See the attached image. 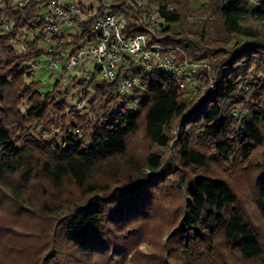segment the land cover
Returning <instances> with one entry per match:
<instances>
[{
  "label": "trees",
  "instance_id": "trees-1",
  "mask_svg": "<svg viewBox=\"0 0 264 264\" xmlns=\"http://www.w3.org/2000/svg\"><path fill=\"white\" fill-rule=\"evenodd\" d=\"M155 1L151 4L148 0L142 8L131 4L115 11L125 12L133 33L141 31L137 26L145 12L157 13L163 22L154 39L180 48L192 63L213 59L212 73H200L201 77H215L210 94L190 99L175 76L125 64L113 84L92 78L94 116L100 120L92 127L89 143L68 133L61 144L29 140L19 147L11 130L20 123H8L3 109L0 184L6 185V178L16 176L23 187L45 180L59 191L71 183L88 196L65 213V204L46 203L54 223L55 245L49 251L44 248L37 264H91L106 254L108 264H118L127 246L117 230L147 213L153 188L164 181L166 172L161 171L172 168L155 153L147 156L145 165L138 164L128 153L129 140L143 129L154 146L167 148L172 142L167 130L176 120L182 121L175 142L180 164L193 175L179 184L184 193L183 210L167 238L161 264H264V226L248 215L228 180L210 173L213 158L247 163L257 149L264 151V40L258 29L245 24L248 18L264 21V0H258L259 8L253 10L244 0H208L212 10L204 14L217 21L206 18L198 27L192 25L196 30L182 26L185 0ZM1 2L0 50L12 51L21 40L26 50L4 67L0 64V101L6 103L3 92L18 86L19 94L24 93L23 99L30 105L26 117L42 120L47 113L43 102L52 93H40L33 74L22 69L48 54L42 46L38 3L20 6L18 0ZM91 23H80L82 31L66 36L62 48L91 40ZM177 25L180 30L174 28ZM235 37L251 41L233 44ZM60 63L63 65L62 60ZM62 67L65 74L68 69ZM121 75L139 77L140 88L121 96ZM237 110H244L245 116L236 117ZM75 127L80 129L78 124ZM200 140L208 142L211 153L210 149L197 148ZM118 159L125 161L128 178L109 195H101L108 190L102 179L118 173ZM16 189L12 191L18 192ZM256 206L264 215V172L256 178Z\"/></svg>",
  "mask_w": 264,
  "mask_h": 264
},
{
  "label": "rangeland",
  "instance_id": "rangeland-1",
  "mask_svg": "<svg viewBox=\"0 0 264 264\" xmlns=\"http://www.w3.org/2000/svg\"><path fill=\"white\" fill-rule=\"evenodd\" d=\"M1 1L0 9L3 6ZM78 1L85 6L93 7L94 10L98 11V14H103L108 8L116 10L115 8L132 5L135 7L134 0ZM141 1L146 4L148 0ZM244 2L250 10L259 8L258 0H244ZM149 3L156 4V1L149 0ZM209 6L208 0H185L181 6V10H185L182 26H185L186 30L190 28L196 30V27L201 25L204 19L215 20L216 18L212 15L207 17L204 14L205 10H212L209 9ZM245 24L258 29L262 40H264V21L248 18L245 20ZM192 25L197 26L192 27ZM174 28L180 30V25ZM71 31L65 30L64 33ZM250 41V39L235 37L231 43L238 42L242 45ZM21 43L22 40L17 41L12 51L5 49V52L1 48V66H5L8 61L14 60L16 55L23 52ZM183 53L185 54L184 51ZM36 61L38 65L36 69L31 65L35 61L28 62L22 69L33 74L32 80L39 83L38 91L40 93H52L46 96L43 102L47 113L42 120L27 118L26 113L30 105L26 99H23L24 93L19 94L18 89L20 87L5 90L3 94L6 103L0 101V116H2L4 109L8 115V123L14 122V125H16L19 121L20 124L11 130L14 141L17 142L19 147L28 144L29 140L61 144L66 134L71 133L89 143L92 127L100 120V116H94L96 110H94L92 103L95 101L96 95L90 91V84L95 76L94 65L89 64L88 73H90V77H88L80 66H74L63 74V65H60L57 69H51L46 56H41ZM214 63L213 59L194 63L198 71L196 98L207 95H204V91L206 89L211 91V83L216 82L214 76H200L201 71L206 70L205 72L212 73ZM79 80H82V82L78 83ZM249 89L250 86H247L246 91ZM185 94L190 99L195 98L190 92H185ZM12 110H14V113H12ZM235 116L242 118L245 116V111L237 110ZM76 124L80 126L79 130L75 127ZM181 124L182 121L176 120L168 128L167 133L172 142L167 148L154 146L143 129L129 140L128 153L134 156L138 164L145 165L147 156L150 153H155L160 155L164 162L168 161L172 168L161 171L166 172L164 181L156 186L157 188H153V199L147 213L132 221L125 229L117 230L119 239L127 246L123 250L124 253L120 261H117L118 264H161L160 260L166 255L167 238L178 223L183 210L184 193L179 188V184H184L186 178L188 179L193 175L191 170L182 168L179 149L175 143L178 139ZM197 148L210 149L211 153L208 142H203V140L198 141ZM210 164V173L214 174L216 172L228 180L237 191L240 203L244 206L248 215L259 225L264 226V215L259 212L256 206V178L261 172H264V151L257 149L252 160L247 163L236 159L218 160L213 158ZM115 166L118 170L115 177L106 176L103 178V176H99V179L103 178L102 180L105 181L102 184L108 187V190L106 192L102 191L101 195H109L111 191H115L116 187L122 185L128 178L126 175L129 171L124 160H116ZM181 178H183L182 181ZM40 181H42L40 185L37 181L33 182L28 188L21 186L19 179L14 176L6 178V185L0 184V264H37V259L44 254V248L49 251L55 245L54 223L50 211L46 208V203L58 202L65 204L63 206L65 207V213L76 203L84 202L88 198L74 184L66 183L63 189L58 191L45 180ZM12 189H16L18 192L12 191ZM106 260L107 254L96 257V260H93L91 264H108Z\"/></svg>",
  "mask_w": 264,
  "mask_h": 264
},
{
  "label": "built area",
  "instance_id": "built-area-1",
  "mask_svg": "<svg viewBox=\"0 0 264 264\" xmlns=\"http://www.w3.org/2000/svg\"><path fill=\"white\" fill-rule=\"evenodd\" d=\"M29 2L38 3L43 24L42 36L51 69H57L62 60L65 68L80 66L90 77L88 69L91 63L95 68L94 77L113 84L120 76L121 66L135 65L147 72L160 71L175 76L184 92H190L193 96L197 94L196 65L186 58L180 48L165 46L158 39H154L155 31L162 29L163 21L159 14L155 13L154 16V13L145 12L137 26L141 31L133 33L128 26L129 18L125 12L112 8L97 16V10L78 0H18L20 6ZM134 5L135 8L144 6L141 0H134ZM89 22H92L88 26L91 40L63 49L65 37L81 32L80 23ZM65 30L72 31L64 33ZM22 49L25 51L26 45H22ZM31 65L35 69L38 67L36 62ZM215 85L216 82H213L210 87L213 89ZM140 86L139 77H123L119 93L124 96ZM209 92L211 91L206 89L204 95Z\"/></svg>",
  "mask_w": 264,
  "mask_h": 264
}]
</instances>
